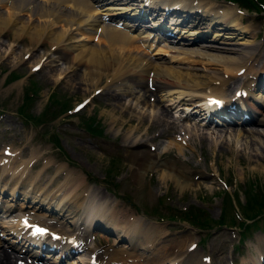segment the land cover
Here are the masks:
<instances>
[{
  "label": "rangeland",
  "instance_id": "obj_1",
  "mask_svg": "<svg viewBox=\"0 0 264 264\" xmlns=\"http://www.w3.org/2000/svg\"><path fill=\"white\" fill-rule=\"evenodd\" d=\"M206 1L214 6H221L226 3L221 0H210L212 3L209 0ZM235 4L232 5L236 7L235 9L239 11L240 17L244 20L240 26L242 25L241 27L247 31L251 30L256 35V39L253 41L251 37L247 36L248 34L241 36L239 34L241 28L236 31L239 35H230L229 37H235L233 39L234 43L241 41L242 43L248 42L256 45V52L264 54V16L261 14L262 11L255 14L251 8L246 10L240 3L235 2ZM258 4V8L264 9V0H259ZM0 13L4 16L6 12L4 9H0ZM27 13L22 14L20 22L21 24L25 22V26H29L30 31H34L36 27L39 28V19H36V15L29 17V19ZM56 25L55 27L58 26ZM16 31L17 29L0 36V157L2 152L8 155L3 154L4 157H11L16 154L19 156L16 165L29 162L27 166L32 167L25 173L26 175L28 173L31 177L36 175L37 180H39L37 182L39 187L44 185V182L54 179L51 187L48 185L49 190H54L56 193L73 192L71 195H77V201L74 204H80V208L77 209V212H74V220L83 217V212L86 209L90 210L89 206L93 207V212L97 211L98 208V211L101 212L108 209L104 211H107V214L110 213V209L114 210L119 222L122 221L123 224L128 226L127 229L124 228V233L134 230L135 232L132 233L134 242L141 247L145 245L149 251L151 250V264H163L165 260L170 259L172 260L167 264H173V262L175 264H190L189 262L204 264L201 262L203 259H200L207 255L210 256L207 264L253 262L260 253L264 258V216H261L255 228L249 229L247 235L245 233L241 241L239 238L242 236L240 233L242 229L236 225L242 219L239 206L246 204L244 196L246 191L251 189L257 196L261 194L264 196V138H257L256 135L253 138L246 136V138L242 137L241 143L240 141L236 143L239 128L235 131L229 127L216 125L210 127L209 130L203 129L206 126L200 125L202 121L198 119L200 113L196 114L198 116L196 120L191 119L193 122H190V124L185 123L180 116L183 112L190 110L185 103L176 104L177 106L170 104V102L162 103L158 98V92L149 91L147 94H143V90L134 83L128 84L127 80L111 83L110 78L101 76L97 86H94L99 89L101 87V90H93L92 87V89L90 88L93 81L85 76L87 72L84 69L83 62L80 65H72L73 67H71L73 62H71L70 54L60 55L63 58L57 57L55 52L50 50L48 42L43 46L37 45L31 54L29 52L31 46L28 44L27 39H23V41L21 39L13 40ZM59 32L60 30L54 31L52 38L58 36ZM133 33L137 35L139 31L134 30ZM212 36H209V38H212ZM94 38H89V41L85 43L88 49L99 51L98 49H103V46L107 47L100 38H97V40ZM12 41L14 43H11ZM12 44L14 46L9 48ZM198 48L199 45L192 49L197 50ZM155 49L157 48H153L149 54L142 55L149 58ZM109 52V48H107L105 53L109 54ZM163 55L155 54L152 58L165 57ZM257 64H255V70L260 69L262 71L263 68H259L262 65L259 63L257 66ZM67 66H70V68ZM174 66L176 64L172 65V67ZM179 66L183 68L189 66L192 68L190 72H200L202 75H208L217 69L212 66H204L203 68L200 64L191 66L184 63ZM65 69L69 72H66ZM75 69L76 71H74ZM216 72H219V69ZM12 75L16 76L13 79L15 81L10 82ZM243 77L245 79V75L242 73L238 79L228 81L226 90L231 86V91L237 88L243 82ZM111 86L114 90L106 89L109 87L111 89ZM102 87L106 88L103 89ZM30 88L36 95L33 99L35 101L29 112L27 111L28 114L20 118L17 109H19L25 89ZM222 90L225 92L224 88ZM261 95H264V92ZM53 96L56 97L58 102L49 106L47 101ZM110 97L111 99H109ZM84 98L89 101V104L77 108L80 105L78 103ZM153 101L154 103H152ZM147 102L150 104H147ZM45 104L49 106L48 112L66 110L52 122L49 121V117L44 118V121L47 122H43L42 125L38 126L31 119V116L36 118L42 110H46ZM163 112L166 113L165 117H163L165 114ZM110 117H113L114 121L110 122ZM256 117L261 118L262 116L256 114ZM139 121H143L142 124L139 125ZM159 121L161 124H159ZM88 123L91 124L88 131H92L97 125L102 137L94 138L88 135L86 131ZM133 126L137 130H133ZM249 127V130H255V127ZM131 128L132 131L130 132L128 129ZM256 130L261 131L262 129ZM170 138L182 139L185 142L180 144L181 152L173 147L165 151L162 150L165 141ZM55 139L58 140L60 149L52 144ZM134 143L136 145L139 143L138 149H141V151L146 152L149 147L154 148V152L161 155L162 161H173L174 166L180 168L179 170L186 177V179L183 176L177 179L187 181L190 185H183L178 189L171 180L174 176L163 178L155 169L146 170L143 173L144 176L141 177L142 179L140 178L138 183L134 182L130 173L133 166L130 165L128 158L131 149L129 146ZM44 161L47 163H45V168L42 170L40 164ZM59 165L66 169L67 174L63 172L65 169L57 171L55 167ZM83 174L88 175L89 180L87 178V182L84 181ZM76 175L79 177H76ZM80 181L85 186L81 185ZM250 183L254 184L251 185ZM84 187H87L88 192L85 191ZM6 188L8 186L3 188V193L0 195V249L16 255V250L11 251L7 248V246H10V237H8L7 232L14 231L18 221L22 218L27 217V221L30 223L39 222L49 225L57 231L58 229L49 224L53 223L50 214L46 218L49 223L38 221L41 220L45 212L42 208L36 209L34 216L31 215L32 212H29V208L23 207L18 210L21 197L14 196L11 198ZM122 193L131 197L129 204L124 199L120 198L119 200L116 197V194L118 196ZM9 204L12 205V211L6 212L4 206ZM166 206L180 213L192 208V211L196 212L199 217L202 214L201 218L197 217V225L201 226L202 230L209 226L206 218L216 220L221 214L223 215L222 212L226 213L225 218L228 222L235 224L227 228L216 225L210 231L199 232L196 229L192 230L182 222L169 224L151 217L152 213H166ZM229 206L233 208L232 211L228 208ZM96 207L98 208L96 209ZM202 210L205 212L204 214L201 212ZM25 213H28V215L23 216ZM91 214L97 215L95 213ZM233 214L236 216L233 217ZM84 218V220H87L86 212H84ZM135 219H137L136 222L133 221ZM151 226L153 232L150 233L147 240L145 232L149 234L147 230L148 228L151 229ZM161 230L162 235H156L157 233L160 234ZM257 230L261 232H257ZM129 236L125 239L128 240ZM86 241L87 248L90 250L91 248L99 249L98 253H101L102 249L115 251V247L112 245V242L115 241L112 234H104L101 229H97V231L90 229V232L86 235ZM123 243L125 241L120 240L117 247H121ZM190 243L191 245H189ZM127 244L129 245L128 242ZM194 244L196 247L193 248ZM11 245H15L18 251L21 248L25 250L21 247L23 245L18 242ZM88 254L89 252H81L80 255L75 258L70 257L63 263L83 264L86 262ZM55 259H57V256L53 258V260ZM28 260V257L23 261L18 258L15 262L16 264H27ZM128 260V264H141L135 258ZM38 264H40V261ZM144 264L148 263L145 262ZM257 264H264V260Z\"/></svg>",
  "mask_w": 264,
  "mask_h": 264
},
{
  "label": "bare ground",
  "instance_id": "obj_2",
  "mask_svg": "<svg viewBox=\"0 0 264 264\" xmlns=\"http://www.w3.org/2000/svg\"><path fill=\"white\" fill-rule=\"evenodd\" d=\"M142 1L144 2V4L151 6L154 9H159V11L161 12L164 8H166V10L169 11L170 15H172V17L169 19V24H177L174 30L177 29L178 23L180 24L185 21H187V23L192 26L194 25V22H196L198 26L196 27V29H186L185 27H183V30H181L180 33L177 30L178 34L181 35L187 33L186 37H177L176 41H172L169 43L170 45H162L161 47L158 46L159 44L155 43L156 38L151 39L150 41L148 40L149 37L147 36H150V34L148 35L145 33L144 36H142L139 34L135 35L133 33V29H135L136 27L142 28V18H139L138 22H136L137 19H134L135 22H133V24L135 27L133 28L131 25H126V23L124 22L123 24L126 28L121 25L120 27H114L113 25L108 24L111 23L114 19L121 17V13L129 10L132 4H139L141 2L140 0H0V9H4L6 12L4 16L2 13H0V36L5 35L6 32L10 33L13 30L17 29L16 33H14L13 35V40L16 41L18 39H21L23 41V39H27L28 44L31 46L29 48V52L31 54L32 51L35 50V47L37 45L43 46L47 42L50 45V50L52 52H55L57 57H60V55L66 56V54H70L71 62H73V64H71V67H73L72 65H80L82 62L84 63V69H86L87 72H85V76H88L92 79L93 84L91 83L90 88L92 87L93 90L99 89L94 86H97L101 76H104L105 78H110L111 83H118L119 81L127 80L128 84L134 83L137 87L143 90V94H147V92L149 91L154 92L158 90L157 92H159V100L161 102H170V104L172 105H179V103H185V105L187 106H189L190 104H198L201 100L202 102H204L205 100H209L210 96H215L221 99V97H223L222 94H220L222 89L226 87L228 81H231V79L236 80L239 78L237 72L240 73L241 71L239 70L241 68H243L242 73L243 75H245L244 80L247 81V77L251 74V72L253 73L254 71V73H256V71L254 70L255 64L260 63L262 65L260 67L261 69L264 67V54L256 52V45H252L251 43L249 44L248 42L242 43L241 41H239L234 43L233 41H231V37H229L230 35L236 36L241 34V36H243L245 34H248L247 36L251 37L253 41L254 39H256V35L252 33L251 30L247 31L243 29V27H241L242 25L240 26V24H242V21L244 20L240 17L239 13L236 12V7L229 5V3H225L221 6H214L209 4L206 0ZM129 2H131V4H129ZM174 6L176 7L172 9V7ZM178 10L181 11V16L177 18L176 16L178 15ZM25 12H28V18L34 15L37 16L36 19H39L38 21L40 22V24H38L39 28L34 25L36 27L35 30L33 28L34 31H30L29 26H25V22H22L21 24V16ZM100 12H102L103 14ZM153 24L154 23H152L151 25ZM55 25L57 27H55ZM213 28H215L216 31L212 33V38L207 39V31ZM240 28L241 30H239ZM53 30H60L58 36H56L54 39L52 38L54 33ZM237 30H239L241 33H236ZM85 31H87L86 34ZM191 36L192 38H190ZM205 36L207 39L206 43L208 44H203L201 47L199 46L197 50H193L192 48H196L198 45L195 46L190 44L195 43L197 40H199V38ZM93 37H95L96 39L100 38L107 47L103 46V49H98L99 51L90 50V48L88 49L85 43L89 41V38ZM161 38L162 37H160L159 39ZM11 43L14 42L12 41ZM13 46L14 44L10 45L9 48H12ZM155 47L157 49H155V51L152 55L149 56V58L142 55L145 53L149 54ZM107 48H109V54L105 53ZM7 50L8 47L6 48V52ZM142 50H144L143 53ZM155 54L166 55H163L165 57H155V59H153L152 56H154ZM184 63L189 64L191 66L200 64L201 66H203V68L204 66H212L216 67L217 69L215 71H212L208 75H202L200 74V72H190L192 68H190L189 66L188 68H183L179 66L183 65ZM175 64L176 66L172 67V65ZM67 67L70 68V66ZM218 69L219 72H222H216ZM67 71L68 70H66V72ZM74 71H76V69ZM146 82L150 84L151 89L147 88ZM261 86L262 84L256 85L251 80L250 86H245L242 84L241 88L235 90L237 91L244 88L243 90H245V94L247 96H250V98H242L241 104L244 103L245 106H247L246 109L250 114H252V116L253 114L256 115L258 113L260 114V116H262L261 118H251L247 115V112L244 109L241 111V113H239V117H241V120L239 123L240 130L237 131L236 143H239V141L241 143L242 137L246 138V136H250L253 138L256 135L257 138H264V95H261L259 92H263L264 89L262 90ZM253 87H257L261 90L254 93ZM127 88L126 90H128ZM106 89L111 91L113 88L111 86V89L110 87ZM99 90H101V87ZM101 93L104 94L103 92ZM111 97L109 99H111ZM223 99H225V97H223ZM152 103H154V101ZM147 104L150 103L147 102ZM202 107H205V105L202 104ZM165 116L166 113L163 115V117ZM139 120L141 119L139 118ZM112 121H114V119L113 117H110V122ZM142 122L139 121V125L142 124ZM159 124H161L160 121ZM246 125H252V127H255V130H249L250 127H247ZM153 127L155 126L153 125ZM256 129L262 130L260 131ZM128 130H130L131 132L132 128ZM133 130H137V128L135 127ZM165 142L166 143L163 145V150H167L170 147H173L179 150V152H181L182 149L180 144L185 143L184 141H182V139L180 140L177 138H170ZM129 154V162L130 165L133 166L132 168L130 167V173L132 175L131 178L134 182L138 183L140 181V178L144 176L143 173L146 170L155 169L156 172L159 173L163 178L174 176L171 180H173V184H175L178 189L180 186L190 185V183H188L187 181L178 180L177 178H182V176L186 179V177L184 176L185 174H183L182 171L179 170L180 168H176L174 166L175 164L173 163V161L162 162L160 156L154 152V149L150 148L149 152H145L141 151V149L133 147V149L129 150ZM17 159H19V156L16 154L12 155L9 158L2 157V155L0 157V184L2 183L0 185V195L3 193V188L8 186V188H6V191L9 192L8 194L11 198L16 196L21 197L23 200L24 198L28 199L29 203H23L18 205L20 208L26 207L29 208L31 211L43 208V211L45 212L46 210L53 208L54 211H58L57 214H61V216L64 214V218H67L66 216L71 215V213L75 211H78L77 209L80 208V204L75 205V202L77 201V195H71V193L73 192H67L63 193L64 195H59V192L56 193L54 190H49L48 185L53 182V179L48 182L45 180L46 182H44V185L39 187V185L36 184V182L39 181L37 180L36 175L34 177L23 176V172H25L26 169L27 172L28 170H30L31 166H27L28 162L18 163L16 165V163L18 162ZM45 163L46 161H44L43 165H45ZM56 168L62 169L60 166H57ZM76 177L79 176L76 175ZM76 181L78 182V180ZM81 185H83L82 182ZM71 198H74L75 201L73 202L69 200ZM11 206L12 205L10 204L5 205V211L9 212ZM102 207L101 209L104 208ZM98 210L95 211V214H97L98 219L102 220V224H104H101L102 227L107 230L113 229V233L115 235L114 242H116L119 237L123 236L124 238H126L130 235L127 242L129 243L130 250H132L133 252L128 253V255H120L113 252L114 255H120L121 257L120 259L116 260V258L112 256L111 251H101V253L97 255L95 262L98 264H126L128 258L132 255V260L133 258H135V260H139L141 264H144L145 262L151 264V250L149 251V249L145 245L141 247L140 245L134 242L135 240L133 239L132 233L135 231L132 230V232L124 233V228L127 229L128 226L123 224L122 222L119 223V218L117 217L114 210L110 209L109 214H107V211L104 212L108 209H105L103 212ZM89 211H86L87 220H85V222L88 223L92 222L95 218V216L91 215ZM47 215H49V213ZM44 216H46V214L43 213L42 217ZM49 216L50 218H54L52 215ZM59 219L62 221L63 217H59ZM121 228H123L124 231H122ZM51 230L53 229L51 228ZM147 231L149 232V234L145 232V236L148 240L150 233L153 232V227L151 229L148 228ZM22 235L23 238L26 237V233H22ZM156 235H162V230L160 234L157 233ZM9 239L10 246L7 247L11 251L16 250V255L8 253L7 251L4 252L2 249H0V264H16L15 261L18 258L19 260L23 261L27 257L29 258L27 264H38L39 258L36 254V250L40 251V246H35L36 250L34 252L27 251L21 253L20 249L18 251L15 245H11L12 243L16 242V239L11 237ZM122 240L125 241L124 239ZM32 241L35 244H44L39 239H37L36 241ZM124 249L127 250V247H124ZM20 255L21 257H19ZM260 256L261 254H259L257 258H259ZM41 263L47 264L46 262ZM189 263L199 264L195 262ZM255 263L256 262L254 260L253 262L244 261L241 264Z\"/></svg>",
  "mask_w": 264,
  "mask_h": 264
},
{
  "label": "trees",
  "instance_id": "obj_3",
  "mask_svg": "<svg viewBox=\"0 0 264 264\" xmlns=\"http://www.w3.org/2000/svg\"><path fill=\"white\" fill-rule=\"evenodd\" d=\"M231 1H235L237 3H240V5L243 6L244 8L250 7L253 10L255 9L256 11H259L257 9V7H256V5H255L253 0H231ZM32 94H33L32 91L24 92V96L25 97L23 98L22 105L20 106L21 108L19 109V111H21L22 108L24 109L26 107V105L30 102L31 97L33 96ZM55 103H57L56 100H55ZM250 184L253 185V183H250ZM247 191L244 194L246 204H243L242 206H239L240 207V212L242 214V221L238 222V226L242 227V231L243 230L245 231V228H248L249 226L250 227H255V225L257 223L256 222L257 221L256 218L259 215L260 216L264 215V196L262 194L260 196H257L251 189H249ZM228 208L231 211L233 209L230 206ZM222 213H223V215L219 219L216 220L215 224L217 223V224H219L221 226H224V225L225 226H227V225L231 226V225L235 224V223L228 222L226 220V218H225L227 216L226 213H224V212H222ZM185 217H186V215L184 216V218ZM248 220H250L251 222L245 223Z\"/></svg>",
  "mask_w": 264,
  "mask_h": 264
}]
</instances>
